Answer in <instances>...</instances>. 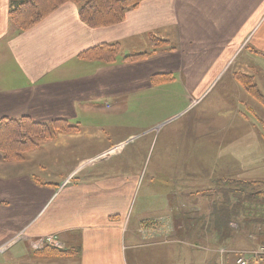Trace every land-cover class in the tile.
<instances>
[{"label": "crops", "instance_id": "crops-1", "mask_svg": "<svg viewBox=\"0 0 264 264\" xmlns=\"http://www.w3.org/2000/svg\"><path fill=\"white\" fill-rule=\"evenodd\" d=\"M150 34L168 40L174 48L157 49L134 62L120 60L122 54L151 51ZM105 42L120 44L115 62L81 57L88 48ZM235 71L264 80V0H140L120 22L98 27L82 22L76 5L65 2L21 31L11 26L8 0H0V118L27 116L46 123L63 119L89 126L103 111L117 114L129 99L149 96L161 83H178L185 98L195 101L225 77V92L236 90L243 95L233 83ZM160 75L171 78L154 83ZM183 107L181 113L187 109ZM166 120L161 124L170 123ZM185 132L183 127L165 131L160 140L159 133L150 138L152 173H198L187 168L188 155L181 149ZM71 136L60 134L55 140L67 142ZM85 137L77 138L97 143ZM81 142L75 151L83 148ZM116 143L120 142L108 141L96 149L116 147ZM44 151L45 156L35 153L40 162L32 167L0 158V247L19 231L27 232L23 241L0 248V264H138L140 235L125 228L124 220L136 176H126L119 155L91 166L86 162L91 152L69 167L64 160L55 161L56 166H67L58 178L44 171L48 165L42 160L55 151L50 147ZM159 186L155 189L168 195L171 183ZM160 202L162 213H167L165 198ZM180 221L175 219V227ZM47 234L57 235L67 254H36L35 244ZM177 235L172 236L174 240ZM170 245L177 246L175 251L182 248L178 243Z\"/></svg>", "mask_w": 264, "mask_h": 264}, {"label": "rangeland", "instance_id": "rangeland-1", "mask_svg": "<svg viewBox=\"0 0 264 264\" xmlns=\"http://www.w3.org/2000/svg\"><path fill=\"white\" fill-rule=\"evenodd\" d=\"M224 80L225 77L217 79L219 82H214L195 101L185 98L178 83H161L149 96L129 99L119 113L107 114L103 111L92 121V125L78 126L77 131L43 139L36 148L27 151L22 160L11 162L32 167L40 162L35 153L45 156L44 148L50 147L55 152L42 159L48 165L44 171L59 178L69 163L84 157L87 152L93 153L86 161L90 166L117 154L120 157L118 160L124 164L125 173H128L126 176H136L137 184L124 220L125 228L137 230L140 235L138 264H236L237 257L248 258L264 246V105L250 96L234 77L233 83L237 85V90L242 88L243 95L236 90L225 92L226 84L222 86ZM254 81L258 86L261 82L264 93V80L254 76ZM228 84L232 85L231 82ZM228 88L231 89V86ZM239 98H243L240 103L237 101ZM148 101H151L149 106ZM183 106L187 109L181 113ZM165 120L170 123L161 124ZM183 127L186 130L185 146L181 149L188 155L187 168L198 173H152L150 138L159 133L160 140L165 131ZM60 134L73 136L67 142L56 141ZM83 135L97 143L78 141L77 137ZM108 141L120 143H116V148L109 145L100 151L96 149ZM80 142L83 148L75 151L74 146ZM46 150L48 154L50 149ZM63 160L67 166L53 164ZM130 170L133 174H129ZM168 177L172 178V182L168 181ZM40 178L44 176L40 175ZM163 182L171 183L168 195H164L159 188L155 189ZM163 198L166 200L167 215L162 213L160 201ZM175 219L182 221L180 226L175 227ZM22 232L21 240L13 241L17 233L0 248L6 250L26 239V230ZM174 235H177L176 240L172 237ZM39 242L35 244L37 252L49 246H40ZM170 243H178L182 248L175 251L177 246ZM250 264L263 263L254 261Z\"/></svg>", "mask_w": 264, "mask_h": 264}, {"label": "trees", "instance_id": "trees-1", "mask_svg": "<svg viewBox=\"0 0 264 264\" xmlns=\"http://www.w3.org/2000/svg\"><path fill=\"white\" fill-rule=\"evenodd\" d=\"M140 0H8V17L11 26L18 31L25 30L40 21L52 10L65 2L76 5L78 16L82 22L90 27L105 26L120 22L130 8L138 5ZM151 51L133 52L122 54L123 62H134L147 58L157 49H172L169 41L150 34ZM120 55L118 42H105L92 46L81 53V56L89 59H97L110 64L116 61ZM235 80L256 101L264 105V93L254 81V76L247 72H233ZM168 75L154 77L156 84L170 79ZM79 130L78 125L71 124L63 119H57L49 123L36 122L27 116L19 118H0V157L3 161H20L24 154L36 148L38 142L51 138L58 133H71ZM63 248L44 246L36 254L59 256L66 254Z\"/></svg>", "mask_w": 264, "mask_h": 264}, {"label": "built area", "instance_id": "built-area-1", "mask_svg": "<svg viewBox=\"0 0 264 264\" xmlns=\"http://www.w3.org/2000/svg\"><path fill=\"white\" fill-rule=\"evenodd\" d=\"M115 148H113L111 150H114ZM22 238H23V232L20 231L17 234V237H15L13 239V241L15 242L16 240H21ZM39 244H41L40 246L49 245V246L55 247V248H61L62 247V244L60 243V241L57 239L56 235H54V234L45 235L40 240ZM260 248L255 252V254L249 256L248 258H245L243 256L237 257L236 264H250V263H253L254 261H257L258 263L262 262L264 264V246H261Z\"/></svg>", "mask_w": 264, "mask_h": 264}]
</instances>
